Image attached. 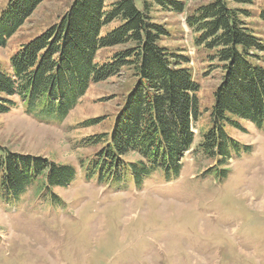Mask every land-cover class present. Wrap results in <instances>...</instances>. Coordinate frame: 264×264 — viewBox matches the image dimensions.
<instances>
[{
    "label": "rangeland",
    "instance_id": "1",
    "mask_svg": "<svg viewBox=\"0 0 264 264\" xmlns=\"http://www.w3.org/2000/svg\"><path fill=\"white\" fill-rule=\"evenodd\" d=\"M8 0H0V14ZM212 0H186L184 14L152 10L171 34L162 43L187 55L199 85L201 115L192 123L194 143L177 178L160 173L137 187L131 181L101 185L84 175L99 147L87 145L110 132L134 80L125 68L92 85L62 121L15 106L0 114V146L74 169V180L44 195L37 181L23 196L7 201L0 189V264H264V129L243 122L244 131L225 128L235 143L224 178L215 160L197 149L209 126L219 73L209 71L196 49L186 15ZM72 0H44L22 27L0 47V71L11 74L20 45L55 24ZM264 0L250 8L258 13ZM1 16V15H0ZM264 36L257 18L246 20ZM102 50L97 61L113 52ZM264 66V53L260 54Z\"/></svg>",
    "mask_w": 264,
    "mask_h": 264
},
{
    "label": "trees",
    "instance_id": "2",
    "mask_svg": "<svg viewBox=\"0 0 264 264\" xmlns=\"http://www.w3.org/2000/svg\"><path fill=\"white\" fill-rule=\"evenodd\" d=\"M44 0H8L0 16V47L13 36ZM261 0H212L186 15L198 51L209 71L219 73L213 92L209 126L197 149L215 160L222 177L228 174L230 149L235 143L226 127L244 131L243 122L264 129V36L246 20L255 17L264 30ZM176 15L186 11V0H72L58 21L20 45L11 57V74L0 71V114L18 99L29 112L62 121L92 85L127 69L134 80L114 117L110 132L87 145L99 147L83 167L87 179L101 185L131 181L134 186L160 173L177 178L185 154L194 143L198 122L199 85L191 59L162 43L171 36L156 23L152 10ZM105 61L102 50L115 49ZM74 169L38 157L23 156L0 146V189L4 198L23 196L37 181L53 195L74 180ZM50 196V197H51ZM52 200H54L51 197Z\"/></svg>",
    "mask_w": 264,
    "mask_h": 264
}]
</instances>
